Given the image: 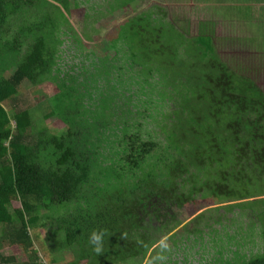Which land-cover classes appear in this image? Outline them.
Returning <instances> with one entry per match:
<instances>
[{
    "label": "trees",
    "instance_id": "obj_1",
    "mask_svg": "<svg viewBox=\"0 0 264 264\" xmlns=\"http://www.w3.org/2000/svg\"><path fill=\"white\" fill-rule=\"evenodd\" d=\"M135 1L111 0L108 7ZM68 2L0 0L2 242L30 255L26 264H135L157 244L155 233L166 236L182 224L179 209L200 193L219 203L242 200L224 211L254 213L247 218L261 221L264 247V91L220 59L216 23L200 21L191 35L163 6L143 8L107 36L112 60L90 62L95 71L82 80L56 62ZM240 4L247 26L264 14L255 0ZM30 7L43 14H27ZM255 23L261 35L264 26ZM23 81L57 82L52 107L40 119L55 116L64 126H38L29 98L20 94ZM120 97L133 100L137 110L129 113L146 128L121 118L113 103ZM112 122L118 128L111 130ZM105 130L119 133L110 141ZM14 201L21 207L13 208ZM49 224L42 239L40 229ZM93 230L105 234L101 254L89 243ZM247 235L248 246L257 245L256 233ZM61 250L77 258L58 260ZM242 256L208 264H264V252ZM10 261L0 254V264Z\"/></svg>",
    "mask_w": 264,
    "mask_h": 264
},
{
    "label": "rangeland",
    "instance_id": "obj_2",
    "mask_svg": "<svg viewBox=\"0 0 264 264\" xmlns=\"http://www.w3.org/2000/svg\"><path fill=\"white\" fill-rule=\"evenodd\" d=\"M109 1L111 0H69L66 13L68 18L66 17V21L62 23L59 31L61 43L57 44V47L60 48L57 49L59 58L56 59V62L58 61L57 67L61 72L69 69V74H77L83 80L87 76V72L95 71L90 66V62H97L98 58L103 56L104 58L108 56L112 60L115 52L108 47L107 36L115 33L117 26L128 16L143 8L158 4L167 10L170 20L179 27L187 28L191 35L197 33L200 21L208 20L216 23L213 44L220 59L231 70L247 77L264 91V30L261 31V35H258L259 32L256 30L259 26L255 23L264 26V14L257 15V20H251L249 22L251 26H247V23H243L246 18L241 17V0H136L125 7L118 5L112 8L108 7ZM255 1L264 5V0ZM45 9L50 12L51 6L48 5ZM53 9L56 10V6H53ZM28 10L27 14H31L33 11L32 14L35 16L43 14L41 8L36 11L30 7ZM85 36L91 39L87 40ZM92 52L96 56L91 54ZM118 56L119 54L116 57ZM113 63L116 62L112 61L111 64ZM81 64H84L85 71L81 69ZM8 73L10 74L11 70ZM57 82L60 81L57 80ZM57 82L44 81L35 86H32L28 81L21 83L20 94L29 98V103L33 106L31 111L34 120L38 121L52 107V99L58 92ZM113 103H115L116 110L121 106V118L126 120L129 126L138 127L139 124H142L141 128H146L145 121L142 122L136 115L129 113L130 110L133 112L137 110L135 106H132L133 100L120 97L116 98ZM127 124L124 123L126 127ZM39 125L46 126L49 128L48 131H52L61 128L64 123L57 117L51 116L48 119H40ZM154 126L147 124L148 128ZM116 128L118 127L112 122L111 130ZM111 130H105L104 134L110 132L111 134L107 135L108 140L113 141L116 139L113 133H119V131ZM100 145V152L108 155L105 145L102 143ZM239 201L242 200L219 203L211 196L202 198L200 193H196L179 209L178 214L183 220L182 224L166 236L155 233L153 238H156L157 244L135 264H208L215 258L223 257V259L234 260L238 256L244 258L242 256L244 255L248 258L255 252H264V247H261L263 244L261 221L256 220V224H253L247 218L254 213L251 214L248 210V214L242 215L238 209L233 212L224 211V206ZM18 207H21L20 202L14 201L13 208ZM43 212L45 213V211ZM199 215H203V219L191 225L190 221ZM186 225L191 230L188 232L177 231ZM51 229H53L51 224L40 229L42 239L49 235ZM253 231L256 233L257 245L251 247L248 246L245 237H248L247 234L254 233ZM227 232L230 238L226 237ZM58 236L60 237L61 233L60 235L57 233L56 237ZM0 254L13 258V261L6 264H26L30 260V255L21 252L17 246L2 242L1 229ZM72 254L77 258L76 252L61 250L58 252L57 259H71ZM157 257H162V259H157ZM40 260L42 263L45 261V257H41ZM120 264H126V262Z\"/></svg>",
    "mask_w": 264,
    "mask_h": 264
},
{
    "label": "clouds",
    "instance_id": "obj_3",
    "mask_svg": "<svg viewBox=\"0 0 264 264\" xmlns=\"http://www.w3.org/2000/svg\"><path fill=\"white\" fill-rule=\"evenodd\" d=\"M104 235L102 231L93 230L89 236V243L94 247V251L97 254L103 252ZM157 259H162V257H157Z\"/></svg>",
    "mask_w": 264,
    "mask_h": 264
},
{
    "label": "crops",
    "instance_id": "obj_4",
    "mask_svg": "<svg viewBox=\"0 0 264 264\" xmlns=\"http://www.w3.org/2000/svg\"><path fill=\"white\" fill-rule=\"evenodd\" d=\"M255 2H256V1H255ZM256 4H258V5L262 6V7H264V5H261V4L257 3V2H256ZM20 20H21V19H17L16 22H15V20H14V22H15L14 26L10 25V26H12V28H9L10 31H11V33H13V31L15 30V28L17 29V21H20ZM5 27L8 28L7 26H5ZM10 35H11V34H10Z\"/></svg>",
    "mask_w": 264,
    "mask_h": 264
}]
</instances>
